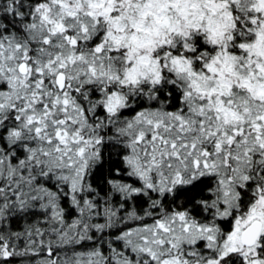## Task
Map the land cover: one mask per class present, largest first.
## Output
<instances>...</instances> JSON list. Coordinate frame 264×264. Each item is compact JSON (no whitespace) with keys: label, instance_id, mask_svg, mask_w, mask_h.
Instances as JSON below:
<instances>
[{"label":"snow or ice","instance_id":"6c2138e0","mask_svg":"<svg viewBox=\"0 0 264 264\" xmlns=\"http://www.w3.org/2000/svg\"><path fill=\"white\" fill-rule=\"evenodd\" d=\"M0 264H264V0H0Z\"/></svg>","mask_w":264,"mask_h":264}]
</instances>
